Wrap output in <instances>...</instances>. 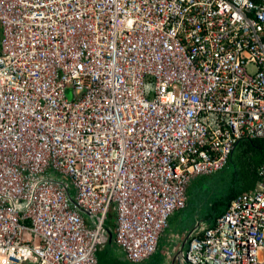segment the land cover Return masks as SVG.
Returning <instances> with one entry per match:
<instances>
[{
  "label": "built area",
  "instance_id": "built-area-1",
  "mask_svg": "<svg viewBox=\"0 0 264 264\" xmlns=\"http://www.w3.org/2000/svg\"><path fill=\"white\" fill-rule=\"evenodd\" d=\"M0 23V264L112 238L147 262L191 182L264 139V0H0ZM257 176L187 264H264Z\"/></svg>",
  "mask_w": 264,
  "mask_h": 264
},
{
  "label": "crops",
  "instance_id": "crops-1",
  "mask_svg": "<svg viewBox=\"0 0 264 264\" xmlns=\"http://www.w3.org/2000/svg\"><path fill=\"white\" fill-rule=\"evenodd\" d=\"M231 165L232 163L229 162L225 169ZM224 170L211 176L198 177L191 182L192 186L190 184L187 189V207L176 211L169 218V226L159 239L155 255L151 260L140 264H187L183 260V254L187 250L191 237L200 234L206 227L214 225L217 217L220 215L219 210H214V205L211 203L205 205L207 204V199L203 198V195L193 199L192 192L193 190L203 191L206 183H213V186H215L217 182H211L212 180L207 178H212ZM240 185L243 188V190H240L241 192L254 188L251 181L245 182L242 179ZM114 226L115 222L111 227L113 228ZM107 247L111 249V253L113 252L112 260L111 262L102 263L100 257L97 256L99 264H133L125 259L124 253L116 245L113 238L109 241Z\"/></svg>",
  "mask_w": 264,
  "mask_h": 264
},
{
  "label": "rangeland",
  "instance_id": "rangeland-1",
  "mask_svg": "<svg viewBox=\"0 0 264 264\" xmlns=\"http://www.w3.org/2000/svg\"><path fill=\"white\" fill-rule=\"evenodd\" d=\"M3 38V27L0 23V42ZM66 97L68 100L72 101L74 99V93L71 88L67 90ZM236 160V157H235ZM234 160V163H232L231 166H229L227 169H225L223 172L220 174H217L213 176L212 178H207L209 180H212L211 182H217L215 183L216 185L213 186V183H206V187L203 189V191H195L193 190L192 192V198H196L197 196H202L203 198L207 199V204L209 205L210 203L212 205H215V208L219 211L225 210L227 207V201L229 197L232 194H235L237 192H240V190H243L240 185L241 178L236 174L238 172V164ZM192 186V184H191ZM111 218L110 222L108 221V224H111L112 226L114 225L115 222V216L113 213H111ZM115 227V226H114ZM97 256L100 257L102 260V263H107L108 261L111 262L112 257H113V252L111 253V249L106 246L101 247L100 250L97 253Z\"/></svg>",
  "mask_w": 264,
  "mask_h": 264
},
{
  "label": "trees",
  "instance_id": "trees-1",
  "mask_svg": "<svg viewBox=\"0 0 264 264\" xmlns=\"http://www.w3.org/2000/svg\"><path fill=\"white\" fill-rule=\"evenodd\" d=\"M234 160L238 164V172L236 174L240 176L242 181H251L253 183V187H255L258 180L257 169L264 165V139H247L240 142L234 154L231 156L230 162L234 163ZM239 194L240 192H237L229 197L227 207L231 200ZM227 207L225 210L219 211V214L222 215L226 211ZM214 210H216V208H214Z\"/></svg>",
  "mask_w": 264,
  "mask_h": 264
}]
</instances>
